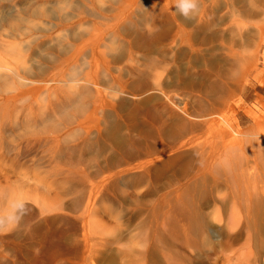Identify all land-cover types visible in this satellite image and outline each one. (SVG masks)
<instances>
[{
  "label": "rangeland",
  "instance_id": "rangeland-1",
  "mask_svg": "<svg viewBox=\"0 0 264 264\" xmlns=\"http://www.w3.org/2000/svg\"><path fill=\"white\" fill-rule=\"evenodd\" d=\"M262 4L0 0V264L224 263L212 213L264 188Z\"/></svg>",
  "mask_w": 264,
  "mask_h": 264
},
{
  "label": "bare ground",
  "instance_id": "bare-ground-1",
  "mask_svg": "<svg viewBox=\"0 0 264 264\" xmlns=\"http://www.w3.org/2000/svg\"><path fill=\"white\" fill-rule=\"evenodd\" d=\"M262 5H264V4H262ZM234 177L235 176H233V181H234ZM237 177L238 176H236V178ZM256 178H260V177H256ZM237 179H241V177L237 178ZM237 179L235 181H237ZM217 180H219V179H217ZM228 180H229V177H228ZM230 180H231V178H230ZM242 180L245 181V179L243 177H242ZM246 180L248 181V178ZM249 180H252V181H248L247 185H245V184L243 185L244 182L241 183V185L244 186V191H241L240 187H238L239 191H237V192H236V190H238V189H236V190L234 189L235 190L234 194H232L233 198H230L229 208L224 209V211L216 209L212 213L213 219L218 224L217 226H218L219 230H218L217 236H221V234L225 230V232L229 235V238H228L229 242H232V243L240 242V245L237 248H233L231 246L224 245L223 247L220 246L221 250L220 249L214 250L215 252L213 254H210V258H215V259H219L221 256H225L224 263H222V264H264V188H263V186H262V188H259L257 186V184H258L257 180L251 179V178ZM258 180H259V182H263V180L262 181L260 179H258ZM233 181H230V183L231 182L233 183ZM238 182H240V181L238 180ZM234 183H236V182H234ZM233 188H235V187H233ZM242 190H243V188H242ZM216 199H218V198H216ZM235 199H236V201H235ZM223 200H224V198H222V201ZM200 217H201V215H200ZM228 239L225 241H228ZM137 242H139V241H137ZM198 251H200V250H198ZM139 252H141V251H139ZM139 257H141V256H139ZM162 259H164V258H162ZM151 260H153V259H151ZM146 261L147 260L145 259V257H141L139 259V261H137V264H148V263H146ZM187 261L190 262L191 264H195V258L192 259L191 256L188 258ZM172 263H175V262H171L170 259L168 258V256L165 257L163 262L162 261L160 262V264H172ZM200 263L202 264L201 261H200ZM150 264H152V263H150Z\"/></svg>",
  "mask_w": 264,
  "mask_h": 264
},
{
  "label": "clouds",
  "instance_id": "clouds-1",
  "mask_svg": "<svg viewBox=\"0 0 264 264\" xmlns=\"http://www.w3.org/2000/svg\"><path fill=\"white\" fill-rule=\"evenodd\" d=\"M191 5L189 4H186V3H180L179 4V8L182 10V11H187V8L190 7Z\"/></svg>",
  "mask_w": 264,
  "mask_h": 264
}]
</instances>
